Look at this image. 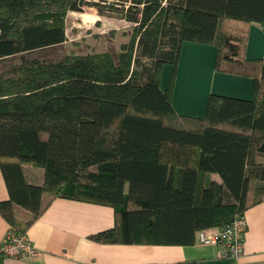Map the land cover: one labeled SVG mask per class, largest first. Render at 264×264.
<instances>
[{"label":"trees","instance_id":"16d2710c","mask_svg":"<svg viewBox=\"0 0 264 264\" xmlns=\"http://www.w3.org/2000/svg\"><path fill=\"white\" fill-rule=\"evenodd\" d=\"M106 1L0 0V214L23 234L47 194L112 207L97 242L192 244L264 200V61L241 57L243 25L264 29V0ZM85 4L132 23L128 41L46 58L67 40V13ZM184 41L214 44L217 70L251 72L253 98L211 93L202 118L178 115L159 76Z\"/></svg>","mask_w":264,"mask_h":264},{"label":"crops","instance_id":"0c3cea01","mask_svg":"<svg viewBox=\"0 0 264 264\" xmlns=\"http://www.w3.org/2000/svg\"><path fill=\"white\" fill-rule=\"evenodd\" d=\"M243 27L246 33L242 59L248 65L264 61V29L258 23ZM216 52L214 44L184 41L175 69L171 63L162 65L159 86L163 91L172 86L171 104L178 115L202 118L211 93L253 98L251 72L229 67L217 70ZM24 170L30 181L42 182V168L29 165ZM8 198L0 171V201ZM49 200L48 206L26 230L37 252L31 257H0V264H172L191 260L197 264H264V200L249 203L244 211V252L239 262L218 256L216 245L195 241L189 245L100 243L90 235L113 227L112 207L44 195L43 201ZM15 208L18 216L27 215L23 208ZM8 231L10 225L0 214V241Z\"/></svg>","mask_w":264,"mask_h":264},{"label":"rangeland","instance_id":"374dc122","mask_svg":"<svg viewBox=\"0 0 264 264\" xmlns=\"http://www.w3.org/2000/svg\"><path fill=\"white\" fill-rule=\"evenodd\" d=\"M90 1L93 3L99 0ZM132 25L117 13L107 10L99 13L94 5L85 4L80 10L67 13L65 19L67 40L58 47L48 49L46 58H59L64 54H85L105 50L117 52L120 45L128 41ZM144 61L147 62L146 59ZM0 67H2L1 63ZM213 177L219 180L218 176L212 175Z\"/></svg>","mask_w":264,"mask_h":264},{"label":"built area","instance_id":"2783aa9c","mask_svg":"<svg viewBox=\"0 0 264 264\" xmlns=\"http://www.w3.org/2000/svg\"><path fill=\"white\" fill-rule=\"evenodd\" d=\"M245 229L244 217H235L223 228L214 227L196 231L194 241L200 244L216 245L218 256L233 258L239 262L244 252ZM36 252L26 232L20 234L8 231L0 241V257H31Z\"/></svg>","mask_w":264,"mask_h":264}]
</instances>
